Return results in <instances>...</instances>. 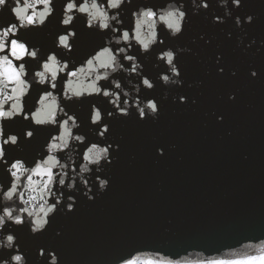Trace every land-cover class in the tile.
<instances>
[{
  "label": "water",
  "instance_id": "1",
  "mask_svg": "<svg viewBox=\"0 0 264 264\" xmlns=\"http://www.w3.org/2000/svg\"><path fill=\"white\" fill-rule=\"evenodd\" d=\"M74 2L68 25L62 24L68 0H52L45 22L26 27L11 13L14 0L0 9V30L17 25L4 38L0 56L12 65L0 66V81L11 96L17 82L6 78L5 68L18 71L23 64L20 79L27 84L22 113L0 119V215L7 208L23 220L4 217L0 264H14L11 257L18 253L24 264H51L53 256L56 264H264V0H240L239 7L233 0H203L206 9L202 0H122L118 7L96 0L108 27L100 26L99 16L88 26L95 11L91 0L88 13L77 10L85 0ZM147 11L154 15L144 16ZM169 11L176 18L178 11L185 14L176 34L160 19ZM248 16L252 21L244 23ZM139 20L146 23L137 29ZM70 32L75 33L70 47L59 46L58 37ZM12 40L25 45L19 59ZM104 49L111 59L101 55ZM31 51L35 57L27 54ZM167 51L174 54L171 64ZM51 54L58 63L40 84L35 73L44 70ZM90 84L100 93L89 94ZM68 89L83 94L67 99ZM149 102L156 104L155 113ZM93 105L101 113L95 124ZM68 116L79 126L71 128L67 148L51 153L59 164L51 168V188L41 191L48 173L32 169L43 166L48 145ZM49 117L55 122L34 123ZM9 135L18 137L15 144L4 143ZM92 145L107 149L99 162L84 160ZM16 161L26 171L18 173L16 192L8 199L4 193L16 180L11 174ZM81 165L89 171L81 173ZM29 176L36 182L32 188ZM101 180L107 181L104 190ZM41 205L56 207L45 217L46 226L33 233L34 220L44 216ZM9 234L15 237L11 247Z\"/></svg>",
  "mask_w": 264,
  "mask_h": 264
},
{
  "label": "clouds",
  "instance_id": "2",
  "mask_svg": "<svg viewBox=\"0 0 264 264\" xmlns=\"http://www.w3.org/2000/svg\"><path fill=\"white\" fill-rule=\"evenodd\" d=\"M122 0H109V4H119L121 3ZM15 6L11 7V13L13 14V16L16 18V20L19 21V25L20 26H28L31 25L33 23L35 24H43L45 22V20L47 19V17L49 15L52 14V7H51V3L52 0H23V5L21 6L20 0H14ZM95 3V0H93V4ZM221 4H226V0H220ZM7 4V0H0V9H2L5 5ZM37 4H42L43 5V9L37 11L36 10V5ZM233 4L235 7H239L240 6V0H233ZM202 6L206 9L208 7L207 3H203L202 0ZM199 7V6H197ZM32 9V13L31 15H27V10L28 9ZM76 8L75 2L74 0H68V3L65 5V9H64V18L62 20V24L63 25H68L71 23V21L73 20V16L70 14L71 11ZM78 11H84V6L81 5L80 9ZM226 15H231V12L226 8ZM169 16L172 18L173 21V34H176L180 31L181 29V19L183 18V16L185 15L182 11H178V17L176 18L174 16V13L172 11L168 12ZM98 15L97 11H93L92 16H96ZM29 17H35V21L30 20ZM92 17L90 16L89 21H91ZM253 17L252 16H248L246 18V20L244 21V23H250L252 21ZM92 24L90 22H88V26H91ZM236 25L237 27H241V20L239 17L236 18ZM17 30V25L16 24H12L10 27H8L6 30H0V49L4 48V38H6L8 36L9 32H15ZM75 33L74 32H70L69 35H60L58 37V44L59 46H63L64 48H69V36H74ZM25 45L23 43H20L19 45H17L15 53L17 56H22L23 55V51H24ZM164 54H167V61L169 63V60H173V56L174 54L171 51H167ZM30 56L35 57L36 56V51H31L30 52ZM131 58V57H130ZM7 57L4 56H0V61H6ZM48 62L43 64V71H37L35 73L36 77L38 78V82L40 84H44L45 80H46V76L45 73L47 71H49L54 65H56L58 63L57 58L54 54H51L47 57ZM66 67V65H65ZM20 76H23L25 74V68L24 65L21 64L20 66ZM63 70V69H61ZM178 74V73H177ZM56 73L52 72L51 74V79L53 81H55L56 79ZM253 76H255V72L252 73ZM13 79H15V76H13ZM164 81L167 82L168 81V77L164 76L163 77ZM23 84L25 85V87L21 88L20 87V80H17V84L15 87V90L12 92L11 97H14L15 100L14 102L11 104V110L9 111H0V117L3 118H13L15 115H19L22 113L23 111V104H22V95L26 94L27 92V84L25 81H22ZM145 83H148L147 79H144ZM53 88H55V83H52L51 85ZM119 86V85H117ZM68 92H70V95H66L67 99H72V96H76V97H80L83 93L79 90H74V89H68ZM86 91L91 94V93H100V88L98 86H93V84H90L88 86V88L86 89ZM107 93V91H105V94ZM47 95H51V93H48ZM4 104V100L0 99V107H2V105ZM154 104V103H153ZM156 110H152L153 113H155ZM27 118V117H25ZM101 119V113L100 110L98 108H96L93 105V113L91 115V122L93 124L99 122ZM219 119V117H218ZM69 121H71V126H69ZM46 122H55L54 120H52L51 117L48 118V120H42V119H38V118H34V123L37 124H42V123H46ZM79 124L77 123L76 119L74 116H68V119L64 120L62 122V124L60 125L61 131L58 137H53V142L50 143L48 145V151H49V155L47 156V158L43 161V166L38 163L36 165V171H39L41 173H45L52 168L55 167L59 164V161L57 160V158L52 155L51 153L56 151V150H63L65 148L68 147L69 145V141L72 137V133H71V128L73 127H78ZM106 130V129H105ZM32 132L29 130L26 132V137L30 138L32 136ZM0 135H2V128H0ZM18 137L16 135H9L8 137V141H10L12 144H15L17 142ZM75 140H78L80 142H83L84 137L82 136H75L74 137ZM59 140L60 143H56L55 141ZM101 150L97 148L95 145H92L91 147H89L86 151V153L84 154V160L88 161V162H99L101 159ZM105 155H107V153H105ZM19 165H22V163L20 161H16L15 163L12 164L11 167H18ZM18 170L23 171V169L18 168ZM81 173L83 172H87L89 171L87 165H81L80 168ZM13 177L16 176L15 172L11 173ZM54 177L49 175L47 181L45 182L48 188H51V184L53 181ZM15 183V182H14ZM36 182H32L28 184L29 188L33 187V184ZM59 183L61 185H64L65 183V179L64 176H61V179L59 181ZM101 184V190H104V187L107 184V181L101 180L100 181ZM68 188L72 189L74 188V183H69L68 184ZM41 191H43V187L41 188ZM45 195H47V193H45ZM7 197V194H6ZM29 199H31V197H29ZM59 203V201H57ZM55 205H50V206H43L41 205L39 211L44 213V216H40L39 218H36L34 220V224L32 227V231L33 233L42 230L46 224H47V220H46V216L49 213H52L55 211ZM72 205H69V209H71ZM5 212H9L10 210L5 208L4 209ZM22 211L28 212L29 209L25 208L22 209ZM29 214L31 215V212H29ZM2 226V225H0ZM15 237L11 234L7 235L6 240L8 242V247H11L13 241H14ZM41 255H43V253L41 252ZM11 260L14 262V264H24V257L22 254H15L11 257ZM3 264H7V261H4ZM51 264H56V257L53 256L52 258V262Z\"/></svg>",
  "mask_w": 264,
  "mask_h": 264
},
{
  "label": "snow or ice",
  "instance_id": "3",
  "mask_svg": "<svg viewBox=\"0 0 264 264\" xmlns=\"http://www.w3.org/2000/svg\"><path fill=\"white\" fill-rule=\"evenodd\" d=\"M119 4H120V3H119ZM119 4L117 5V4L113 3V4H109V6H110V7H118ZM75 5H76V3H75ZM81 5L84 6V11H79V12H81V13H88V12H89V4H88V0H85V2H84L83 4H81ZM81 5H80V6H81ZM80 6H79V8H78L77 10L80 9ZM76 8H77V5H76ZM91 8H92V9H95V11L98 12V15H96V16H92V13H93V12H91V13H90V16L92 17V19H91V21L88 20V22H90L91 24H93L94 21L96 20V17L99 16V17L102 18V19H101V22H100V26H101V27H108V24H107V19H108V17H107V15H106V13L103 12V11L101 10L100 7H98V5H97V3H96V0H95V3H94V4H93V0H91ZM74 9H75V8H74ZM143 15L146 16V17H149V18H150V17H152V16L154 15V13L151 12V11H147V12H145ZM169 18H170V16H169L168 13H167L166 16H161V17H160L161 20H165V21L168 22V27H169V28H172V29H173V21H172V19L169 20ZM29 19H30V20H33V17H29ZM113 19H115V17H113ZM33 21H34V20H33ZM142 23H146V21H144V20H139V21L137 22V29H139L140 24H142ZM8 35H9V33H8ZM139 36H140L139 31H137V37H136V38L139 39ZM152 36L154 37V36H155V33H152ZM123 39L126 40V41L129 39V33H128V32H124V33H123ZM141 43H142V45H143V47H144L145 49L148 48L149 45H148L147 42L141 41ZM17 45H19V43H17L16 40H12V41H11V46H12V49H13V55H16L15 50H16ZM5 46H6V45H5V41H4V48H3V49H0V52H2V51L5 49ZM121 51H123V50L121 49ZM24 52H25V48H24L23 54H24ZM105 53L109 55L110 59L112 58L109 49H104V53H102L101 55H103V54H105ZM27 54L30 55V52H28ZM164 55L167 56V54H164ZM4 57H7V56H4ZM16 58L19 59L20 56H17V55H16ZM128 59L131 60V59H133V58H132V57H131V58L128 57ZM172 61H173V60H169V64H171ZM4 62H7V64H8L9 66L12 65V61L9 60L8 57H7V60H6V61H0V66H3ZM88 63H89V65H91V64H92V61H89ZM20 66H21V65H20ZM20 66H19L18 71H17V69H16L15 67L5 68L4 75H5L6 78L9 79V80L13 79V76H15V80H16V82H17V80H20V81H21V83H20V87L23 88V85H24V84H23L22 80L20 79V70H21V69H20ZM134 68H135V66H134ZM172 70L175 71V67H173ZM98 79H100V77H98ZM143 83H144L145 85H147L148 87H151V86H152V85L150 84L149 81H148V83H145V82H143ZM0 84H3V81H0ZM93 86H95V84H93ZM6 88H7V84H3V86L0 87V93H2V94L4 95V97H5V99H4V104L2 105V107H0V111H9V110H11V108L8 109V110H5L6 102H7V101H12L13 98H14V97H11V96L7 95V93H6V91H5ZM99 88H100V87H99ZM14 90H15V88L12 89V92H13ZM100 90H101V89H100ZM108 94H109L108 92H107L106 94H105V92H104V95H105V96H107ZM147 107H148V108H151L152 110H156V104H153L152 102H149L148 105H147ZM141 115H143V110H141ZM0 119H3V117H0ZM8 142H9L8 139L4 141V143H8ZM101 153H104V154L107 153V149H102V150H101ZM3 155H4V150H3L2 147H0V157H3ZM18 168H21V169H23V171H26V169H24L23 164H22V165H19L18 167H12V169H14V171H12V172H15V173H16V176H15L16 180H15V183H13L12 188H11L9 191H7L6 193H4L5 196H6V194H7V198H8V199H11V198L13 197L14 193L16 192V184L19 183V175H18V173L23 174V171L18 170ZM32 172H33V173H37V172H39V171H36V168H34V169H32ZM49 175L53 176V174H52V172H51V169L48 171V176H49ZM46 181H47V180H46ZM46 181H43V182H42V183H43V190L47 189V185H46V183H45ZM32 182H33V181L31 180V176H29V183H32ZM5 216H7L9 219H14L15 222L18 223V224L23 222V220H22V218H21L20 216H18V215H17V216H13V213H12V211L10 210L9 212H5V211H4V214H3V215H0V225H3V224H4V217H5Z\"/></svg>",
  "mask_w": 264,
  "mask_h": 264
},
{
  "label": "rangeland",
  "instance_id": "4",
  "mask_svg": "<svg viewBox=\"0 0 264 264\" xmlns=\"http://www.w3.org/2000/svg\"><path fill=\"white\" fill-rule=\"evenodd\" d=\"M138 264H144L143 261L138 262Z\"/></svg>",
  "mask_w": 264,
  "mask_h": 264
}]
</instances>
